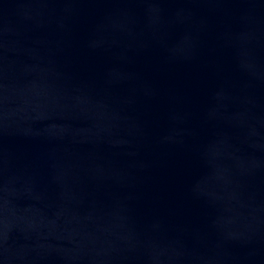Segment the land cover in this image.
<instances>
[{
  "label": "water",
  "instance_id": "95a60500",
  "mask_svg": "<svg viewBox=\"0 0 264 264\" xmlns=\"http://www.w3.org/2000/svg\"><path fill=\"white\" fill-rule=\"evenodd\" d=\"M0 264H264V0H0Z\"/></svg>",
  "mask_w": 264,
  "mask_h": 264
}]
</instances>
